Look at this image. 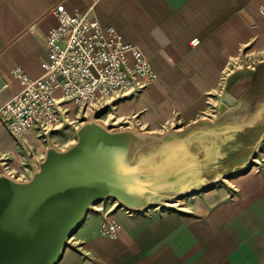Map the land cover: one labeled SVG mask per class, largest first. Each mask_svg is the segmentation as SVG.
Masks as SVG:
<instances>
[{
  "label": "crops",
  "instance_id": "1",
  "mask_svg": "<svg viewBox=\"0 0 264 264\" xmlns=\"http://www.w3.org/2000/svg\"><path fill=\"white\" fill-rule=\"evenodd\" d=\"M61 3L118 27L154 67L149 87L112 104L119 129L151 138L189 130L204 135L201 128L220 121L226 154L219 165L236 171L261 163L264 0H0V109L21 90L14 67L43 74L46 37L58 25L52 10ZM226 97L233 103L220 112ZM68 106L72 116L78 107ZM28 146L34 154L42 148L33 134ZM23 147L0 119V173L23 179ZM210 161L218 166L216 156ZM239 179V206L221 210L210 193L192 213H129L118 200H105L88 212L71 239L78 244L58 264H264V169L253 165ZM106 219L121 225L117 239L101 235Z\"/></svg>",
  "mask_w": 264,
  "mask_h": 264
},
{
  "label": "water",
  "instance_id": "2",
  "mask_svg": "<svg viewBox=\"0 0 264 264\" xmlns=\"http://www.w3.org/2000/svg\"><path fill=\"white\" fill-rule=\"evenodd\" d=\"M232 103L226 97L220 112ZM78 135L68 150L49 148L31 180L0 176V264H58L91 208L110 196L138 210L170 197L166 188L178 179H155L153 154L126 158L131 138L151 137L98 123Z\"/></svg>",
  "mask_w": 264,
  "mask_h": 264
},
{
  "label": "built area",
  "instance_id": "3",
  "mask_svg": "<svg viewBox=\"0 0 264 264\" xmlns=\"http://www.w3.org/2000/svg\"><path fill=\"white\" fill-rule=\"evenodd\" d=\"M52 11L58 25L46 37L43 74L32 77L21 66L14 67L12 75L21 90L0 109V119L23 145H28L30 134L48 142L71 124L69 104L85 115L101 112L116 101L140 94L156 77L150 60L115 25L70 11L64 3ZM192 43L198 44L199 39ZM120 230L117 221L106 219L100 233L117 239Z\"/></svg>",
  "mask_w": 264,
  "mask_h": 264
},
{
  "label": "rangeland",
  "instance_id": "4",
  "mask_svg": "<svg viewBox=\"0 0 264 264\" xmlns=\"http://www.w3.org/2000/svg\"><path fill=\"white\" fill-rule=\"evenodd\" d=\"M112 105V104H111ZM113 107L111 106L109 109H106L101 112H87V115H85V112L81 109H75L72 112V116L70 117L71 124L65 125V127L59 131L56 132L51 136L48 142H42L40 141V144L42 148H40L35 154L30 151L31 149L28 145H24L26 147H23V144L21 146L25 150V155L27 157V160L23 163V170L25 172V175L22 176L21 181H29L32 179L34 173L40 169V162H42L46 156L49 148L55 147L59 150H68L71 147H73L78 142V133L79 130L86 124L90 123H98L108 130L114 132L119 130H127V129H119V126L114 123L120 121V117L116 116V114L112 111ZM114 113L115 118H111V116H108L109 112ZM125 124H122L124 126ZM204 125V124H202ZM207 128H201V130L204 131L205 138H209V136H213V132L218 133V150L214 152L213 154H210V152H207L206 149L199 150L196 146L191 149V145H188L187 143H184L186 140H191L193 137H203V135L196 134L197 132L195 130L186 131L181 133V135H176L172 132V134L164 135L160 138H132L131 142L137 139H141L140 142L134 147L128 146V153H127V159L131 162H136L139 160L140 156L146 155V153H151L156 159V164L151 167L152 170L154 169V174L152 175L155 179H178V182L176 184H172L171 181L169 182L167 190V195H170V197H166L158 203L149 206L148 208H143L141 211H149L150 209H155L156 212H165V211H179L182 213H192V206H194L197 202H203L204 198L206 196H209V193L212 197H215L217 199V209L221 210L224 209L227 205H237L239 206V196H240V180H234L235 177L238 175L248 174L251 171V168L253 165H259V171H262L264 169V157L261 154L260 159L261 163H257L254 161V163L249 166L248 168H240L236 171L233 170H226L225 166L219 165V162H222L221 160L225 156V132L224 129L220 128V125L222 123L219 121L216 124H206ZM215 126V127H214ZM218 128V129H215ZM220 128V129H219ZM133 130V129H131ZM178 138V142L180 144H177L176 148L170 149L168 152L161 153V151L155 149V146H158L161 141L168 139V138ZM151 142V143H150ZM152 144L154 145V149H145L144 146L140 144ZM151 146V145H150ZM153 148V146H151ZM135 148H139L138 151H134ZM222 148V152L219 150ZM228 148V147H227ZM148 151V152H147ZM30 152V153H29ZM173 154V155H172ZM217 159L218 166H211L210 160L214 157ZM222 156V157H221ZM166 158H169V160H166ZM164 160V162L160 163V160ZM5 162V161H4ZM208 162V163H207ZM197 166V174H196V180H194L192 183L184 182V180H180L184 173H188L190 169H193V167ZM27 170V171H26ZM257 170V169H255ZM148 175V173H146ZM6 175L9 177H12V175L9 174L8 170H3L0 173V176ZM145 176V174H144ZM13 178V177H12ZM151 178V177H150ZM16 179V178H13ZM153 181V179H152ZM177 185V187H176ZM171 193V194H170ZM166 196V194H165ZM111 199L112 202H116L118 200L122 206L125 207V209H129L128 206H126L122 201L119 199L110 196L106 198L105 200ZM103 200V201H105ZM101 201V202H103ZM96 203L92 208H94L97 204ZM170 205H169V204ZM91 208V209H92ZM137 211V209H135ZM133 211V212H136ZM205 216L201 215L200 220L205 221ZM79 231V230H78ZM77 233V232H76ZM75 233V234H76ZM74 234V235H75ZM73 237V236H72ZM71 237V239H72ZM77 238H74L70 245L76 246Z\"/></svg>",
  "mask_w": 264,
  "mask_h": 264
},
{
  "label": "bare ground",
  "instance_id": "5",
  "mask_svg": "<svg viewBox=\"0 0 264 264\" xmlns=\"http://www.w3.org/2000/svg\"><path fill=\"white\" fill-rule=\"evenodd\" d=\"M108 116L109 117L111 116V118H115L114 113H112L111 111L108 113ZM196 134H198V133H196ZM198 135H202V134H198ZM131 139L128 141V146H130V147H133V146L135 147L141 140V139H137V140H134V141L131 142ZM217 141H218L217 137L216 138L215 137L214 138H212V137L210 138V136H209V138H207V137L205 138V136L203 135V137H198V138L197 137H193V138H191L190 141L186 140L184 143H187L188 145H191V149H193V147L196 146L197 149H199V150L206 149L207 152H210V154H213L214 152H216L218 150ZM177 144H180L178 142V138L177 137L176 138H174V137L173 138H168V139H165V140L161 141L158 146H155L156 147L155 149L161 151V153H165V152H168L172 148H176ZM150 145L153 146V148ZM143 146L145 147V149H154V145H152V144H144ZM128 149H130V148H128ZM134 151H137V150H134ZM166 160H169V158H166ZM161 162H164V160L163 159L160 160V163ZM164 164H165V162H164ZM196 168H198V167L195 166V167H193V169H190V171L188 173H184V175H183V177L181 179L184 180V182L192 183L194 180H196L195 179L196 178L195 176L197 174V169ZM68 248L69 247H67L66 249H68ZM66 249H65V251H66Z\"/></svg>",
  "mask_w": 264,
  "mask_h": 264
}]
</instances>
